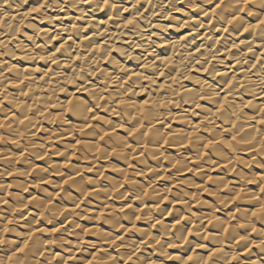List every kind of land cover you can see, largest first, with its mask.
Wrapping results in <instances>:
<instances>
[{
    "label": "bare ground",
    "instance_id": "6f19581e",
    "mask_svg": "<svg viewBox=\"0 0 264 264\" xmlns=\"http://www.w3.org/2000/svg\"><path fill=\"white\" fill-rule=\"evenodd\" d=\"M0 264H264V0H0Z\"/></svg>",
    "mask_w": 264,
    "mask_h": 264
}]
</instances>
